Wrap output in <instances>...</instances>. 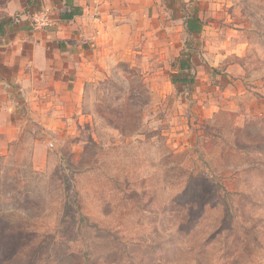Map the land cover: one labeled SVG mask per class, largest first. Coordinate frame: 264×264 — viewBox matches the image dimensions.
<instances>
[{"label":"rangeland","instance_id":"374dc122","mask_svg":"<svg viewBox=\"0 0 264 264\" xmlns=\"http://www.w3.org/2000/svg\"><path fill=\"white\" fill-rule=\"evenodd\" d=\"M189 5L0 142V264H264V0Z\"/></svg>","mask_w":264,"mask_h":264},{"label":"crops","instance_id":"0c3cea01","mask_svg":"<svg viewBox=\"0 0 264 264\" xmlns=\"http://www.w3.org/2000/svg\"><path fill=\"white\" fill-rule=\"evenodd\" d=\"M199 1L0 0V142L16 141L29 122L58 125L72 118L82 108L96 64L134 43L124 34L137 19L146 28L170 30L178 7ZM42 8L54 12L56 25L38 32L30 21ZM71 12L73 18L60 19ZM194 16L200 19L194 27L204 29L201 16L192 14L182 24L187 33ZM43 151L37 146L36 156Z\"/></svg>","mask_w":264,"mask_h":264},{"label":"built area","instance_id":"2783aa9c","mask_svg":"<svg viewBox=\"0 0 264 264\" xmlns=\"http://www.w3.org/2000/svg\"><path fill=\"white\" fill-rule=\"evenodd\" d=\"M31 25L35 31H46L56 25L54 12L49 8H42L31 17Z\"/></svg>","mask_w":264,"mask_h":264},{"label":"trees","instance_id":"16d2710c","mask_svg":"<svg viewBox=\"0 0 264 264\" xmlns=\"http://www.w3.org/2000/svg\"><path fill=\"white\" fill-rule=\"evenodd\" d=\"M75 14L76 13H73V12H71L70 14H65L64 13V14L60 15V19L68 20L70 18H73ZM191 19L192 20H190V22H189V24L187 26V31H188L189 35H192L193 33H199L200 32V29L197 28V27H194V25H193L194 22H199L200 19L198 17H196V16H194ZM189 67H190V63L189 62H188V65L182 63L181 66H180V69L182 71H185V70L189 69ZM179 81L187 82V80L185 78H177V79H174L172 82L173 83H177Z\"/></svg>","mask_w":264,"mask_h":264}]
</instances>
